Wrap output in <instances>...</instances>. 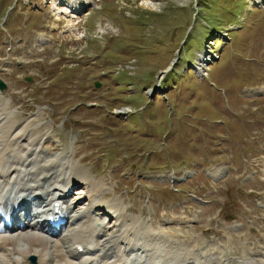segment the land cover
I'll list each match as a JSON object with an SVG mask.
<instances>
[{
    "label": "rangeland",
    "instance_id": "1",
    "mask_svg": "<svg viewBox=\"0 0 264 264\" xmlns=\"http://www.w3.org/2000/svg\"><path fill=\"white\" fill-rule=\"evenodd\" d=\"M17 1L0 0V94L35 131L28 150L81 178L68 198L101 182L103 207L171 234L165 255L186 240L214 264L264 263V0H84L78 24Z\"/></svg>",
    "mask_w": 264,
    "mask_h": 264
},
{
    "label": "bare ground",
    "instance_id": "2",
    "mask_svg": "<svg viewBox=\"0 0 264 264\" xmlns=\"http://www.w3.org/2000/svg\"><path fill=\"white\" fill-rule=\"evenodd\" d=\"M70 1L51 0V9L60 7L61 14L71 17L81 15L78 6L89 4L80 0L70 6ZM13 114L0 94V264H18L27 255L34 256L37 264H214L211 254L196 251L186 240L182 248L163 254L157 235L167 239L171 234L166 237L159 227L153 233L148 223L139 231L138 218L127 223L113 203L110 209L107 204L103 207L99 201L108 188L101 182L85 183L78 200L71 201L70 189L81 178L74 179L70 166L63 164L68 161L65 157L55 161V155L53 161L41 156V150H28L37 141L32 139L35 131L28 130L29 123L14 120ZM11 146L16 149L9 151ZM99 209L104 212L93 211ZM108 214L115 219L112 231L105 225ZM230 259L227 256L220 264H264L252 258Z\"/></svg>",
    "mask_w": 264,
    "mask_h": 264
},
{
    "label": "flooded vegetation",
    "instance_id": "3",
    "mask_svg": "<svg viewBox=\"0 0 264 264\" xmlns=\"http://www.w3.org/2000/svg\"><path fill=\"white\" fill-rule=\"evenodd\" d=\"M98 45L96 46L97 47V50H100L101 54L103 55V61H105V47L103 44L100 43V40L98 41ZM81 42H79L80 44ZM58 47L62 46L61 42H59L58 44ZM103 45V46H102ZM87 48L88 47H82V48H78V51L77 52H82V53H86V52H89L87 51ZM91 48V47H90ZM59 50V49H58ZM85 62V60H84ZM79 64V60L76 59V55L74 54V52H72L70 55H69V59L66 60L65 63H62V66L60 67L62 70L57 74V76L59 77H66L68 79H71L72 77H68L70 76L72 73V69H75V68H78L79 66H77ZM86 63H83V65H85ZM50 76H52V74H50ZM53 79V77H52ZM52 79L50 80V82L52 81ZM98 81H93V85H95ZM99 84V82H98ZM234 141H235V136H232L231 137ZM216 140V138H214ZM214 139H211V140H214ZM218 146V145H217ZM230 149V148H229ZM229 174V172H228Z\"/></svg>",
    "mask_w": 264,
    "mask_h": 264
},
{
    "label": "water",
    "instance_id": "4",
    "mask_svg": "<svg viewBox=\"0 0 264 264\" xmlns=\"http://www.w3.org/2000/svg\"><path fill=\"white\" fill-rule=\"evenodd\" d=\"M0 88H4V84L0 81ZM31 260H34V257H31Z\"/></svg>",
    "mask_w": 264,
    "mask_h": 264
}]
</instances>
